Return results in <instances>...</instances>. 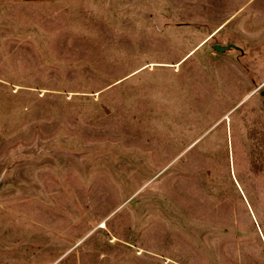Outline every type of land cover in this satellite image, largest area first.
<instances>
[{
	"label": "rangeland",
	"instance_id": "rangeland-1",
	"mask_svg": "<svg viewBox=\"0 0 264 264\" xmlns=\"http://www.w3.org/2000/svg\"><path fill=\"white\" fill-rule=\"evenodd\" d=\"M0 184V264H264V0H0Z\"/></svg>",
	"mask_w": 264,
	"mask_h": 264
},
{
	"label": "water",
	"instance_id": "water-1",
	"mask_svg": "<svg viewBox=\"0 0 264 264\" xmlns=\"http://www.w3.org/2000/svg\"><path fill=\"white\" fill-rule=\"evenodd\" d=\"M234 45H227V46H221L219 44H215L213 46L214 50L218 51V52H224L226 50H228L230 47H233ZM0 188H1V184H0Z\"/></svg>",
	"mask_w": 264,
	"mask_h": 264
},
{
	"label": "crops",
	"instance_id": "crops-1",
	"mask_svg": "<svg viewBox=\"0 0 264 264\" xmlns=\"http://www.w3.org/2000/svg\"><path fill=\"white\" fill-rule=\"evenodd\" d=\"M25 2H47V1H51V0H22Z\"/></svg>",
	"mask_w": 264,
	"mask_h": 264
}]
</instances>
